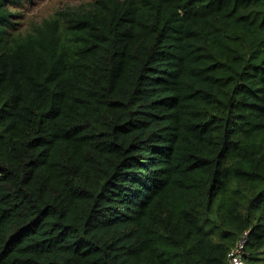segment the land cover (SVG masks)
I'll return each mask as SVG.
<instances>
[{"label": "trees", "instance_id": "trees-1", "mask_svg": "<svg viewBox=\"0 0 264 264\" xmlns=\"http://www.w3.org/2000/svg\"><path fill=\"white\" fill-rule=\"evenodd\" d=\"M0 0V264H264V0H94L26 33Z\"/></svg>", "mask_w": 264, "mask_h": 264}, {"label": "rangeland", "instance_id": "rangeland-1", "mask_svg": "<svg viewBox=\"0 0 264 264\" xmlns=\"http://www.w3.org/2000/svg\"><path fill=\"white\" fill-rule=\"evenodd\" d=\"M94 0H21L20 4L12 9L17 13L12 20L17 22L19 32L28 30L42 23L57 11L84 5L88 7Z\"/></svg>", "mask_w": 264, "mask_h": 264}, {"label": "built area", "instance_id": "built-area-1", "mask_svg": "<svg viewBox=\"0 0 264 264\" xmlns=\"http://www.w3.org/2000/svg\"><path fill=\"white\" fill-rule=\"evenodd\" d=\"M248 241V231L239 238L237 244L229 251L226 264H246L244 253Z\"/></svg>", "mask_w": 264, "mask_h": 264}]
</instances>
